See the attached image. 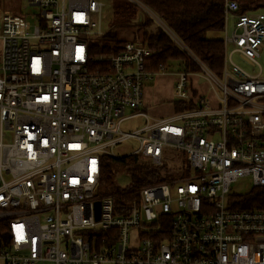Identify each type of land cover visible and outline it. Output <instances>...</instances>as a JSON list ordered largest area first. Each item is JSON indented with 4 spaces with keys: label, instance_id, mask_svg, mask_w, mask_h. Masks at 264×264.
<instances>
[{
    "label": "built area",
    "instance_id": "obj_1",
    "mask_svg": "<svg viewBox=\"0 0 264 264\" xmlns=\"http://www.w3.org/2000/svg\"><path fill=\"white\" fill-rule=\"evenodd\" d=\"M26 2L36 13L0 10V264H264V8L238 12L224 0L233 28L220 73L194 57L212 98L179 68L170 101L191 107L154 118L144 88L168 68L149 69L152 49L138 41L90 52L106 31L103 2ZM127 3L170 33L140 0ZM133 117L144 123L123 131ZM130 138L137 147L115 154ZM174 153L189 171L118 203L100 191L102 156L161 165ZM239 178L245 193L230 190Z\"/></svg>",
    "mask_w": 264,
    "mask_h": 264
},
{
    "label": "trees",
    "instance_id": "obj_2",
    "mask_svg": "<svg viewBox=\"0 0 264 264\" xmlns=\"http://www.w3.org/2000/svg\"><path fill=\"white\" fill-rule=\"evenodd\" d=\"M151 9L163 22L168 31L153 23L149 16L140 14L137 7L129 3H122L113 8L111 13L112 25L106 31L96 36V41L90 44V52L116 53L126 40L120 35L128 26H134L138 33L137 39L152 49L147 67L158 71L160 67L176 63L184 71H197L198 66L194 57L203 65L219 74L223 66L224 44L223 38L207 37L211 31L224 29V0H140ZM238 3V12L264 8V0H235ZM136 17L134 23L130 22ZM115 29V30H114ZM179 41V42H177ZM186 49H185V48ZM189 52H187V51ZM157 67V68H156ZM182 104H175L178 109ZM182 108L190 105L183 104ZM175 156V157H174ZM173 158L177 165L164 162L161 165H152L141 161L136 155L122 157L102 156L100 163V191L114 195V202L118 203L129 193L133 198L138 188L159 182H167L175 178L182 168H186V161L181 153H174ZM126 171L130 181L125 187L118 186L114 181L115 169ZM177 167V168H176ZM177 172V173H176ZM122 195V196H120ZM256 196L249 194L242 199L252 201ZM3 225V224H2ZM1 227V224H0Z\"/></svg>",
    "mask_w": 264,
    "mask_h": 264
},
{
    "label": "rangeland",
    "instance_id": "obj_3",
    "mask_svg": "<svg viewBox=\"0 0 264 264\" xmlns=\"http://www.w3.org/2000/svg\"><path fill=\"white\" fill-rule=\"evenodd\" d=\"M101 2H103V21H102V25L103 28L107 29L108 26L112 25L111 22V13L112 10L115 6L120 5L122 3H126L127 0H100ZM27 2L26 0H0V10H4V9H10L13 12H19V11H23L24 13H36L37 8L33 7V6H27L25 9H23V6L26 5ZM264 12V10H263ZM233 28V19L231 17H229L226 21V24L224 26V29L222 31H211L207 34V37H217L222 39L227 33H229ZM115 30V29H114ZM123 39L126 40H138L136 37L138 35V33L136 32V29L134 26H128L125 31H123L120 34ZM96 36H94L95 38ZM94 41H96V38L94 39ZM231 49V45H228L226 47V52L228 53ZM232 62L236 63L239 67H241L244 71L250 73V74H256L258 72V67L257 66H251L249 64L246 63V61L242 58L237 57L236 55H233L231 57ZM260 65L262 67V74L261 76L264 77V51L262 52L261 58L259 60ZM247 68V69H246ZM246 69V70H245ZM179 70V66H177L176 63H173L171 65H169L167 71L166 77L164 78L166 81V84H162L161 86V90L158 91L156 90L155 92H160V95H166V98L171 97L170 94H168V90H167V94H165V92L163 91V89L165 87L170 86L171 83V79L176 78V72ZM198 71H188L187 72V80H188V85L194 89H196L199 93H203V96H207L209 98H212V96L210 95V87L207 89L204 83H201L198 80ZM158 74L155 75V79L157 77ZM170 99V98H169ZM166 100V99H165ZM171 101H165L166 103V108L169 110L170 106H171ZM173 111H177V109H174ZM144 123V119L141 117H133V118H127L124 121H122L120 128L123 131H133L136 128L140 127L142 124ZM4 136H3V141L5 142H10L11 141V134L4 130ZM137 147V142L130 138V139H126L123 142L117 144L116 146H114L113 151L115 154L121 155L124 153H127L129 151L134 150ZM169 162V161H168ZM167 165L173 166V165H177V162L175 161L174 164H169L167 163ZM115 169H117V171L114 174V181L115 183L120 186V187H125L128 182L130 181V175L126 172L123 171L121 169H118L117 167H115ZM250 188L249 185V181L247 178H239L235 183H233L231 185L230 190L235 192V193H245L246 191H248Z\"/></svg>",
    "mask_w": 264,
    "mask_h": 264
},
{
    "label": "crops",
    "instance_id": "obj_4",
    "mask_svg": "<svg viewBox=\"0 0 264 264\" xmlns=\"http://www.w3.org/2000/svg\"><path fill=\"white\" fill-rule=\"evenodd\" d=\"M167 73H159L151 82L147 83L144 88V109L149 113L150 116L154 118H160L171 114L174 110V105L171 103L170 109L166 108L165 101H170L172 97V90L174 84V78L171 79L170 86L165 87L163 91L165 94H170L171 97L166 98V95L161 96L160 92H155L156 90L160 91L162 84H166L164 81ZM161 85V86H160ZM170 98V99H169ZM166 99V100H165Z\"/></svg>",
    "mask_w": 264,
    "mask_h": 264
},
{
    "label": "water",
    "instance_id": "obj_5",
    "mask_svg": "<svg viewBox=\"0 0 264 264\" xmlns=\"http://www.w3.org/2000/svg\"><path fill=\"white\" fill-rule=\"evenodd\" d=\"M98 207H99V202H95V208H96V218L98 217Z\"/></svg>",
    "mask_w": 264,
    "mask_h": 264
},
{
    "label": "bare ground",
    "instance_id": "obj_6",
    "mask_svg": "<svg viewBox=\"0 0 264 264\" xmlns=\"http://www.w3.org/2000/svg\"><path fill=\"white\" fill-rule=\"evenodd\" d=\"M224 26H225V25H224ZM156 68H157V67H156ZM246 69H247V68H246ZM246 69H245V70H246ZM174 157H175V156H174ZM176 168H177V167H176ZM176 173H177V172H176ZM163 182H164V181H163Z\"/></svg>",
    "mask_w": 264,
    "mask_h": 264
}]
</instances>
